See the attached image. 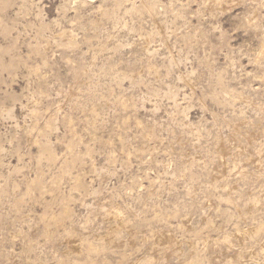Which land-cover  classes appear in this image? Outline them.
I'll list each match as a JSON object with an SVG mask.
<instances>
[{
  "label": "rangeland",
  "instance_id": "rangeland-1",
  "mask_svg": "<svg viewBox=\"0 0 264 264\" xmlns=\"http://www.w3.org/2000/svg\"><path fill=\"white\" fill-rule=\"evenodd\" d=\"M148 2L0 0V264L263 258L264 0Z\"/></svg>",
  "mask_w": 264,
  "mask_h": 264
},
{
  "label": "bare ground",
  "instance_id": "bare-ground-1",
  "mask_svg": "<svg viewBox=\"0 0 264 264\" xmlns=\"http://www.w3.org/2000/svg\"><path fill=\"white\" fill-rule=\"evenodd\" d=\"M137 2V1H136ZM204 2H205V5L207 6V8L213 13V12H215V11H217V10H219V9H221L222 7H224V5H226V2H225V0H204ZM135 3V2H134ZM141 3H142V5L140 6V7H138V6H136V4H134L133 5V7H132V11L133 12H143V11H146V12H148L149 14H151V15H155L156 13H157V8H158V6H157V4L156 3H149L148 2V0L146 1V0H141ZM127 4V3H126ZM129 4V3H128ZM203 4V3H202ZM159 5V4H158ZM230 5V4H229ZM229 5H228V7H229ZM121 7V6H120ZM169 9V8H168ZM183 9H184V7H183ZM128 11V10H127ZM147 13V14H148ZM175 13V12H174ZM193 14V13H192ZM105 16V15H104ZM172 17H173V15H172ZM253 17V16H252ZM154 19V18H153ZM164 21V20H163ZM184 26H185V24H184ZM214 28V27H213ZM194 29V28H193ZM217 29V28H216ZM161 30H162V28L159 26L158 27V29H157V31L156 32H161ZM205 30V29H204ZM58 32V31H57ZM189 32V31H188ZM208 33V32H207ZM157 34V33H156ZM160 34V33H159ZM76 35V34H75ZM74 35V36H75ZM154 35V34H153ZM207 35V34H206ZM71 36V35H70ZM69 35H64V42H66L68 45H71V44H73V41H72V39H71V37H70ZM159 36V35H158ZM206 38V37H205ZM150 39V38H149ZM148 39V40H149ZM181 39H182V37H181ZM152 40V39H151ZM204 41V40H203ZM185 43V42H184ZM186 44H187V42H186ZM195 45V44H194ZM46 49V48H45ZM191 50V49H190ZM192 51V50H191ZM264 51V50H263ZM186 53V52H185ZM184 57V56H183ZM174 61V60H173ZM183 61V60H182ZM177 62H179V60L177 61ZM175 63V62H174ZM173 66H174V64H173ZM176 66V65H175ZM169 67V66H168ZM202 68V67H201ZM176 70V69H175ZM179 70V69H178ZM177 71V70H176ZM180 71V70H179ZM75 72V71H74ZM170 72V71H169ZM167 73V72H166ZM75 75V74H74ZM77 78V77H76ZM187 78V77H186ZM183 79V78H182ZM193 79V78H192ZM190 81V80H189ZM187 82H188V80H187ZM184 83V82H183ZM191 84V83H190ZM186 85V84H185ZM188 86V85H187ZM162 89V88H161ZM172 89V88H171ZM173 93V92H172ZM176 93V92H175ZM167 94V93H166ZM173 95V94H172ZM174 96V95H173ZM150 98V97H149ZM157 98V97H156ZM159 98V97H158ZM203 105V104H202ZM205 105H206V103H205ZM217 141V140H216ZM218 142V141H217ZM239 143V142H238ZM218 146V145H217ZM216 147V146H215ZM49 158V157H48ZM78 161V160H77ZM41 181V180H40ZM36 189V188H35ZM263 195V194H262ZM257 202V201H256ZM64 206V205H63ZM253 207H254V205H252ZM70 208V207H69ZM63 214V213H62ZM113 215V214H112ZM69 217V216H68ZM53 219V218H52ZM109 221V220H108ZM185 221V220H184ZM114 223H115V220H114ZM117 223H118V221H117ZM120 223V222H119ZM60 224V223H59ZM121 224L122 225H124L125 227H127V228H129V224H128V226L127 225H125L126 224V222L125 223H123V221L121 222ZM120 225V224H119ZM56 227V226H55ZM118 227V226H117ZM116 227V228H117ZM63 228V227H62ZM121 228V227H120ZM66 230V229H65ZM122 230H123V228H122ZM131 229H129L128 231H130ZM119 231V230H118ZM118 231H117V229H112V230H110V232H109V238L111 239V240H115V237H117V233H118ZM127 231V230H126ZM108 232V231H107ZM262 232H264V226H258V228L257 229H253V227H252V229H249L248 231H244V232H241L240 231V233H239V236H240V239L241 240H247V239H255L254 237H255V235L256 234H259V233H262ZM126 234V233H125ZM131 234V233H130ZM132 235V234H131ZM134 235V234H133ZM238 235V234H237ZM95 236V235H94ZM127 236V235H126ZM258 236V235H257ZM90 237V236H89ZM100 237V236H99ZM174 236L173 235H164V236H162L161 238H159L158 240H157V242H156V248L157 247H159V244H164V245H168V246H172V245H174V244H176V240L173 238ZM133 238H134V236H133ZM93 240V239H92ZM131 240V239H130ZM132 242H133V240H132ZM83 243H84V241L82 240V239H79V238H77L76 236H74L73 234H69L68 235V245H69V247H70V249H71V251L73 252V253H75V254H81L82 253V248H83ZM100 243H101V241H100ZM111 244H113V243H111ZM182 244V243H181ZM262 245V244H261ZM179 246H181V245H179ZM252 246V245H251ZM254 246H256V245H254ZM93 247V246H92ZM104 247V246H103ZM130 247V246H129ZM96 249V248H95ZM159 250V249H158ZM225 250V249H224ZM241 250V249H240ZM249 250V249H248ZM262 250V249H261ZM96 251V250H95ZM157 251V250H156ZM173 251V250H172ZM158 252V251H157ZM171 252V251H170ZM247 252H249L248 253V255H246V259H244V257L243 256H241V255H238L237 253V255L235 256V257H237L238 259L236 260H234V262H238L239 264H245L246 262H250V264H264V251H263V258L262 259H257L256 258V256H255V251H253V250H251V251H247ZM187 253V252H186ZM240 253H243V252H240ZM246 253V252H245ZM167 254V253H166ZM220 254V253H219ZM214 255V254H213ZM257 255V254H256ZM132 256V255H131ZM165 258V257H164ZM120 259V258H119ZM192 259V258H191ZM223 259V258H222ZM184 260V259H183ZM136 261V260H135ZM206 261H207V259H206ZM216 261V260H215ZM227 261V260H226ZM182 263V262H181ZM200 263V262H199ZM231 263V262H230ZM17 264V263H16Z\"/></svg>",
  "mask_w": 264,
  "mask_h": 264
}]
</instances>
